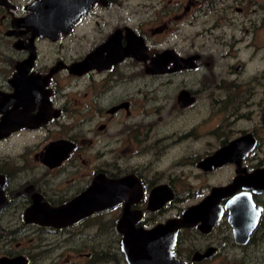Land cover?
Masks as SVG:
<instances>
[{"label":"flooded vegetation","instance_id":"af4514ba","mask_svg":"<svg viewBox=\"0 0 264 264\" xmlns=\"http://www.w3.org/2000/svg\"><path fill=\"white\" fill-rule=\"evenodd\" d=\"M48 2L0 0V260L264 264V190L238 188L250 193L249 204L245 197L232 205L227 194L206 199L232 183L237 166L245 180L264 169V37L256 34L264 0H149L136 4L137 13L152 11L136 24L126 21V6L117 9L120 0H95L70 15L68 29L46 36L31 20ZM170 26L158 40L154 34ZM92 35V46H83ZM113 36L116 48L132 37L141 42L140 58L110 63ZM97 50L99 67L73 69ZM202 57L210 73L198 77ZM225 147L243 156L200 167ZM186 170L225 176L206 181L204 191L190 183L182 190ZM104 200L113 202L101 210ZM204 203H213L207 222L196 216L177 226L184 210ZM238 209L245 213L240 238L232 224ZM160 225L168 226L154 236ZM142 241L157 246L138 253Z\"/></svg>","mask_w":264,"mask_h":264},{"label":"water","instance_id":"95a60500","mask_svg":"<svg viewBox=\"0 0 264 264\" xmlns=\"http://www.w3.org/2000/svg\"><path fill=\"white\" fill-rule=\"evenodd\" d=\"M50 1H51V5L49 6ZM94 1L95 0H49L47 6L37 10L38 15L35 17V19L33 18V20H31V22H32L31 26L33 27V30L35 33L40 34V35H46V36L52 35L53 32H56V29L58 27H61V29H63V28L68 29L69 28L68 22H66V21L68 19H72V17L70 15L73 13L84 14L87 11V9L90 8L91 4ZM80 5H81V8H80ZM76 17H78V14L76 15ZM64 22H65V25H63ZM59 23H62V24H59ZM112 38H114V36L111 37L107 43L108 45L113 46V48H111V52H110L111 53V59L109 58V60L111 61V62L109 61L110 63H116V62L122 60L126 55H132L136 58H140V54H141V50H142L141 49V42L137 41L136 39H134L132 37L131 41L128 42V45L125 48H120L118 46V44H119L118 42H117L118 44H117V48H116L114 46L115 42H114V40H112ZM98 54H99V50L91 53L90 55H88L85 58V60L74 65L73 69L75 68L76 70L85 71V70L90 69L92 67H99ZM154 60H155L153 63L154 67L158 68L159 67L158 63L162 62L163 55L162 56L158 55ZM2 128H0V132L2 131ZM236 144H237V142L235 141V143L231 144V146H235ZM234 150H235V147L231 148L230 150H226V147H225V148L219 150L218 152H216L214 155L206 158L201 163L202 166H200V167H202L203 169H206V170H210V169L212 170L215 167H218V166L223 165V164L228 163V162L237 163L238 160L240 159V157H242L243 155H241V153L232 152ZM206 164H209L211 166H204ZM242 169L243 168L241 166H237V170H236L237 176L234 178L232 183L230 185H227V186L212 188L210 194L206 197V199L212 200L211 198L214 199V198H217L218 196H222V195L227 194V195H233V198L231 200L232 205H234L235 202H237L240 205L243 201V198H245V197L246 198L248 197V199H246V200L249 204L251 202L249 200V196H251L250 193H247L244 191L239 192V193H235V192L238 190V188H251V187H253L255 189L254 191L264 190V169H258L256 171H254L253 173L249 174L246 180L244 179V177H242L240 175V172ZM112 202H109V201L104 202L102 204L103 209H101V210L109 209L112 205L111 204ZM204 205H205V203H204ZM241 210L238 209L236 211V215L234 217H232L233 218L232 224L236 228V230H237L236 235L238 234L237 236L239 238L241 236L240 232L243 231L242 226L245 227V224L243 225V223H242L244 217L241 216L242 214L245 215V213L244 212L241 213ZM194 211L195 210L191 209V208L184 210V213L186 212L187 216L186 217L183 216L182 221H179L178 224L176 223L177 226L178 225H179V227L180 226H191L193 221L195 220L196 216H198V217L200 216L199 214L195 213ZM252 212L254 214L251 215L253 217H252V221L250 222V227L254 226V223L256 221L255 218H256V215L258 213V209L252 210ZM198 217L196 219H198ZM70 219L71 218H69V220ZM159 227H165V226L160 225L154 231H152L151 233L154 236H159L160 230H158V232H157V229ZM137 244L138 243H136V247H137ZM125 245L126 246L128 245L127 241L125 242ZM126 249L128 252V249L130 250V247H128ZM146 250H147V245L144 244L143 241L141 242V244L137 248H135V251L138 253H146ZM133 252H134V250H133ZM9 263L19 264L20 260L6 259V258L0 260V264H9ZM148 264H152V262L150 261V263H148Z\"/></svg>","mask_w":264,"mask_h":264},{"label":"rangeland","instance_id":"374dc122","mask_svg":"<svg viewBox=\"0 0 264 264\" xmlns=\"http://www.w3.org/2000/svg\"><path fill=\"white\" fill-rule=\"evenodd\" d=\"M149 0H120V2L122 3V5L120 4V6H118V10L119 9H122V6H126L128 9H125V18H126V21L127 22H131V23H139V22H144L145 21V17L147 16V14L146 13H151L152 11H150V10H148V11H145L146 13H143V14H140V13H137V12H135L136 10H139V8L138 7H140L141 8V6H137L136 4H142V3H144V2H148ZM125 4H127V5H125ZM134 6H136L137 8H134ZM251 9V8H250ZM120 11V10H119ZM167 12H169V11H167ZM104 14L107 16V17H111V16H113V15H115V10H106L105 12H104ZM214 19H216V17L215 16H213V17H211L210 18V20H209V22H211V21H213ZM201 20H199V22H200ZM86 22H88L89 23V26H88V28H94V30L96 31V29H97V25L94 23V21L92 20V21H89V20H87ZM165 22V21H164ZM167 23H168V21H167ZM101 27H104V23H102L101 24ZM171 27H174V26H170L167 30H163V31H161V32H159V33H155L154 35H156L157 37V39L158 40H161V39H164L165 37H167V36H169L170 34H171V30H170V28ZM201 28H203V25L202 24H200L199 25V29H201ZM256 31H257V36H263L264 37V26H262V27H260V28H258V29H256ZM185 33H189V34H191L189 31H187V32H185ZM169 34V35H168ZM95 35V34H94ZM94 35H92V36H90L89 37V39H88V41L87 42H85V43H83L82 45L83 46H92V44L94 43ZM187 45V43H184L183 44V46H186ZM204 57H202L200 60H199V62H198V68H199V72H202L201 73V75L200 76H198V77H201V76H203V75H206V76H208L209 75V73H210V71H207L206 70V68H205V65H204ZM229 61H230V63L231 64H233L234 66H236L238 63H239V61H238V59H229ZM208 65V64H207ZM141 66V65H140ZM225 66V65H224ZM143 67V66H142ZM234 68V67H233ZM218 70V72L220 71L219 69H217ZM251 72H253V70H250L249 69V73H251ZM235 76H237L238 78H241L242 76H240L239 74H234V77ZM60 78H62V77H60ZM137 82V81H136ZM61 83L63 84V85H66V80H63V81H61ZM67 90H69L70 91V94L72 93V91L73 90H75V88H67ZM73 92H75V91H73ZM171 93H172V91H171ZM259 95H260V92H259ZM81 100V99H80ZM139 100H141V102L140 103H142V99H141V97H140V99ZM82 102V101H81ZM141 108H142V105H140V106H137L136 108H135V110H134V113H138L140 110H141ZM191 118V117H190ZM185 119V118H184ZM184 119H181V123H179V125L178 126H180V127H183V126H185V123L183 122V120ZM188 126V125H187ZM207 129V128H206ZM206 129H204V131L206 130ZM200 130V129H199ZM200 131H202V130H200ZM233 168V167H232ZM232 168H231V170H232ZM194 172H195V170H193ZM233 171V170H232ZM223 172H227L226 174H228V171L227 170H225V171H223ZM225 176V175H224ZM222 174H221V172L219 171V172H217V173H215L214 175H208V176H206V175H201V176H199V177H195V176H193V173H192V171L190 172L189 170H186V171H184V180H183V183H182V185H181V188H182V190H184V186L187 184V183H190V184H192V190H194V191H198V190H202V191H204L205 190V188H206V186H205V183H206V181H208L209 179L210 180H212V181H221L222 180V178L224 177ZM194 188V189H193ZM187 203H184L183 204V206H185Z\"/></svg>","mask_w":264,"mask_h":264},{"label":"bare ground","instance_id":"6f19581e","mask_svg":"<svg viewBox=\"0 0 264 264\" xmlns=\"http://www.w3.org/2000/svg\"><path fill=\"white\" fill-rule=\"evenodd\" d=\"M113 184L111 183L110 184V189L111 190H113ZM111 194H112V192L110 193V195H109V197L111 196ZM105 197V196H104ZM107 201H109V202H112L111 200H104L103 201V203L104 202H107ZM206 206L204 205V206H201V207H199L197 210H195V213H197V214H199L200 216H199V220H201L202 222H207L209 219H208V217L207 216H205L204 214H207V212H211L212 211V209H213V203L212 204H210V206H208L207 208H205ZM183 216L184 217H186L187 215H186V212L183 214ZM211 217V216H210ZM216 220V219H215ZM168 226V225H167ZM167 226H165L164 227V229L165 228H167ZM158 230H160L159 231V233H161L162 232V230H163V228L162 227H159L158 229H157V232H158ZM156 232V231H155ZM165 232V231H164ZM235 232L237 233V230H236V228H235ZM242 232L243 231H241L240 233H241V235H242ZM160 235V234H159ZM238 235V234H237ZM143 243L144 244H146L147 245V250H146V253H147V255H149L148 253L150 252H152V251H154L155 250V248H156V246L157 245H155L154 243H146V242H144L143 241ZM156 243V242H155ZM159 244H160V242H159ZM158 247H159V245H158ZM157 260V259H156ZM162 260V259H161ZM158 262V264H162L160 261H157ZM157 264V263H156Z\"/></svg>","mask_w":264,"mask_h":264}]
</instances>
